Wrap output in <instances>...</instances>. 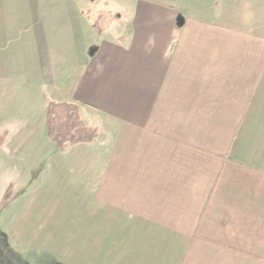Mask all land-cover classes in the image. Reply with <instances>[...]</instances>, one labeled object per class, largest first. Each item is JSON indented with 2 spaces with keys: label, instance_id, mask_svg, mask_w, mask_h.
<instances>
[{
  "label": "crops",
  "instance_id": "obj_1",
  "mask_svg": "<svg viewBox=\"0 0 264 264\" xmlns=\"http://www.w3.org/2000/svg\"><path fill=\"white\" fill-rule=\"evenodd\" d=\"M80 1L39 31L14 112L70 101L93 133L61 147L82 264H264V0H103V31Z\"/></svg>",
  "mask_w": 264,
  "mask_h": 264
},
{
  "label": "rangeland",
  "instance_id": "obj_2",
  "mask_svg": "<svg viewBox=\"0 0 264 264\" xmlns=\"http://www.w3.org/2000/svg\"><path fill=\"white\" fill-rule=\"evenodd\" d=\"M108 1L110 11L121 9L123 0ZM106 4L103 0L77 3L102 31L106 28L97 16L108 12L100 10ZM65 9L63 0H0V264H82L89 257L90 239H82V227L75 224V186L79 179L71 173L76 171L73 162L55 144L44 118L32 112H14L27 106L26 102L34 104L31 86L33 94L37 90L28 73L31 47L39 31H44L46 40L49 31L59 37L66 27L60 17H64ZM40 44L44 46V41ZM20 49L25 71L22 67L16 70V52ZM14 76L22 82L11 91ZM46 101L47 111V104L58 100L47 97ZM36 102L38 112H44L43 105ZM37 124L41 125L39 135L32 129ZM59 155L68 161L62 167L69 172L66 180L59 175Z\"/></svg>",
  "mask_w": 264,
  "mask_h": 264
},
{
  "label": "trees",
  "instance_id": "obj_3",
  "mask_svg": "<svg viewBox=\"0 0 264 264\" xmlns=\"http://www.w3.org/2000/svg\"><path fill=\"white\" fill-rule=\"evenodd\" d=\"M47 123L52 138L59 147H63L67 143L88 142L93 137L92 131L85 126L80 118L77 105L70 101L49 102L47 104Z\"/></svg>",
  "mask_w": 264,
  "mask_h": 264
}]
</instances>
